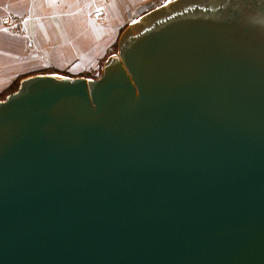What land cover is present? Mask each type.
<instances>
[{
	"label": "water",
	"instance_id": "obj_1",
	"mask_svg": "<svg viewBox=\"0 0 264 264\" xmlns=\"http://www.w3.org/2000/svg\"><path fill=\"white\" fill-rule=\"evenodd\" d=\"M0 264H264V0L163 4L0 102Z\"/></svg>",
	"mask_w": 264,
	"mask_h": 264
},
{
	"label": "rangeland",
	"instance_id": "obj_2",
	"mask_svg": "<svg viewBox=\"0 0 264 264\" xmlns=\"http://www.w3.org/2000/svg\"><path fill=\"white\" fill-rule=\"evenodd\" d=\"M172 1L147 0L135 6L124 5L120 13L124 22L118 23L111 20L107 11L109 0H37L35 3L41 5L43 18L48 21L40 25L34 22L38 16L35 19L31 12L3 10L0 12V102L15 93L23 80L37 75L99 79L104 64L118 54L123 32L147 11ZM12 2L13 9L21 8L20 1ZM27 2L32 1L25 0L23 5ZM68 2H72L71 6ZM64 8L71 9L73 15L70 19L61 16L66 20L57 23L53 20L58 17L47 11L63 12Z\"/></svg>",
	"mask_w": 264,
	"mask_h": 264
},
{
	"label": "crops",
	"instance_id": "obj_3",
	"mask_svg": "<svg viewBox=\"0 0 264 264\" xmlns=\"http://www.w3.org/2000/svg\"><path fill=\"white\" fill-rule=\"evenodd\" d=\"M12 1L13 0H0V12H3V10H6V9H8V11L9 10H11V11L15 10V11H18V12H21V13L27 11V12H31L32 15L35 16V19H36V16H38V18L36 20H34V22H38L37 24L40 25V23H47L48 22V21L45 20L46 18H43L45 16V14L40 9L41 5H37L35 3L37 0H29V1H32V2H27L25 5H23V2L25 0H23V1L22 0H17L18 2L19 1L21 2V8L20 9H13V6H11V5H13L14 2H12ZM128 1L129 2L132 1V2L131 3H127ZM146 1L147 0H109V3H107V4H109V8H107V11H108V13H109V15L111 17V20L116 21L117 23H118V21L122 22L123 20H120L121 19L120 18V13H121V8H123L124 5H129L130 4V6L131 5L135 6L136 4H141L142 2H146ZM59 4L63 5L62 3H59ZM67 4H68V6H71L72 2H68ZM101 5H103V4L101 3ZM105 7H106V5H105ZM39 10L42 13H40ZM47 11H48L49 14L52 13L53 15H56L55 17H58V18H55V20H53L56 23L66 20L64 18H61V16L68 17L70 19V17L73 15V13H71V11H72L71 9H68V11H67L65 8H64L63 12H62V10H58V9L53 10V11L48 9ZM54 11H55V13H53ZM146 13H144V14H146ZM74 15H75V13H74ZM143 15H141V16H143ZM123 17H124V14H123Z\"/></svg>",
	"mask_w": 264,
	"mask_h": 264
},
{
	"label": "built area",
	"instance_id": "obj_4",
	"mask_svg": "<svg viewBox=\"0 0 264 264\" xmlns=\"http://www.w3.org/2000/svg\"><path fill=\"white\" fill-rule=\"evenodd\" d=\"M100 15H102V14H100ZM98 16V13H97V15H96V17Z\"/></svg>",
	"mask_w": 264,
	"mask_h": 264
}]
</instances>
